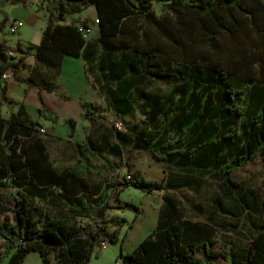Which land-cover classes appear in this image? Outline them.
Instances as JSON below:
<instances>
[{
  "label": "trees",
  "instance_id": "16d2710c",
  "mask_svg": "<svg viewBox=\"0 0 264 264\" xmlns=\"http://www.w3.org/2000/svg\"><path fill=\"white\" fill-rule=\"evenodd\" d=\"M155 3L165 9L158 13ZM42 4L51 21L40 45L30 46L35 63L28 77L21 75L20 66L29 53L18 46L19 57L13 58L8 54L11 49L0 46V74L12 73L26 85L27 95H36L28 102L36 97L41 117L61 115L60 101L71 100L55 91L64 59L83 56L95 62L90 66L92 84L98 85L107 109L120 117L131 115L134 92L144 102H153L149 120L133 128L135 150L150 154L167 167V174L177 168L211 176L216 169L218 176L228 175L226 184L242 187L230 174L259 156L264 159V0H42ZM90 7L97 11L101 32V48L93 52L82 31L89 30L88 22L66 23L68 15ZM148 26L156 41L141 48L142 37L132 33L140 34ZM174 63L183 69H174ZM200 81L202 90L197 93ZM155 83L174 85L173 97L164 103L152 100L144 89ZM245 91L247 100L237 103L242 98L234 95ZM47 94L58 96L59 102L48 106ZM27 106L21 104L9 118L0 116V199L11 205L0 209L8 213L0 219V264L7 257L8 264H24L31 253L40 254L43 264H89L103 242L115 243L128 224L110 214L134 207L121 199L122 189L134 187L152 195L169 187L165 180L136 172L123 182L112 180L113 185L101 182L100 192L92 191L87 178L97 174L95 167L80 155L58 170L49 160L47 142L37 137L42 125ZM80 106L97 133L95 139L85 140V148L123 160L130 136L90 117V110L101 109L99 101L80 100ZM65 123L74 137L77 119L70 117ZM169 126L175 131L173 140L166 137ZM6 189L15 192L7 197L1 193ZM136 209L139 217L142 210ZM120 258L124 264H264V221L242 254L218 238L211 224L184 218L176 200L164 195L155 229Z\"/></svg>",
  "mask_w": 264,
  "mask_h": 264
},
{
  "label": "rangeland",
  "instance_id": "374dc122",
  "mask_svg": "<svg viewBox=\"0 0 264 264\" xmlns=\"http://www.w3.org/2000/svg\"><path fill=\"white\" fill-rule=\"evenodd\" d=\"M20 1V0H19ZM27 0H21L26 2ZM137 2L138 0H133ZM28 3V1H27ZM37 3V4H36ZM36 9L40 12L43 10L42 0H36ZM158 13L164 10V6L160 3H155ZM73 15H68L67 19H72ZM94 18V24L96 23ZM133 25V23H132ZM29 28V25L25 29ZM143 33V35H142ZM142 33L134 31L132 36L139 35L142 37L140 47H145L151 41L155 42L154 29L150 26ZM90 34V33H89ZM87 40H89V35ZM1 46H5L2 44ZM6 47V46H5ZM174 69L182 70L179 63L173 64ZM13 76L9 79L11 80ZM188 80V79H187ZM187 80L183 81L180 86L183 87L187 84ZM203 82L200 81V86L197 93H201ZM174 85H166L155 83L147 88L145 92L151 97L152 100L157 99L161 103L166 102V99L173 97ZM249 92L245 91L243 94L236 93L234 96L242 99L237 100V103H242L247 100ZM88 100H99L102 107L99 111L90 110L89 115L96 119L97 124H104L105 127H113L115 123H122V131L130 136V140L126 143L125 158L118 160L104 154H95L85 148V140L88 137L95 139L97 133L88 120L85 119L86 110L81 112L69 113V116H76L78 119V135L77 140L72 144H68L63 140H56L50 135L48 128L45 126V119H43L36 109H30L31 115L42 125L45 132H39L37 137L45 139L47 142V154L50 162L60 171L68 167L75 159V157L82 155L86 157L91 165L96 169L97 174L91 175L87 178L92 191H99V184L113 185L112 180L123 182L124 179L136 172L144 175L148 179L165 180L169 187L167 192H155L152 195L145 194L139 189L130 187L122 189L121 199L134 205V207L127 206L124 209L111 210L110 214L114 217L125 218L128 222L127 226L122 228L121 235L117 238L115 243L104 241L101 249L97 251V257H94L89 264H124L122 258L119 257L120 246L119 241H122L127 234L128 239L136 237V241L142 242L148 237L153 229V212L155 208H159L162 204L164 195L173 197L179 205L182 215L188 220L202 221L213 219L219 227L218 238L231 242L237 251L246 254L250 240L252 239L258 227L264 221V159L259 156L255 161L246 164L242 168H237L230 178L241 185V188H233L226 184L225 179L228 175L223 174L218 176V170L212 169V175H203L199 172L182 171L177 168L170 169L168 174L165 172L167 168L150 154L142 151H137L133 148L131 142L133 135V128L143 121H148L150 112H154L155 108L153 102H144L138 92L133 94V113L126 117H120L115 114L110 108L107 109L105 105L104 96L96 89H94ZM11 109L0 107V116L9 118ZM61 115L67 116L63 108L59 111ZM157 114V118H158ZM42 118V119H41ZM53 126L65 124L63 117L51 115ZM43 124H42V123ZM159 122L155 125L158 126ZM156 126V127H157ZM154 127V126H153ZM161 127V126H160ZM159 127V128H160ZM175 131L173 127L169 126L166 129V137L173 140ZM15 192L14 189H6L2 191V195L10 197ZM6 205L0 199V209ZM142 210V214L138 217V210ZM7 209H11V205H6ZM7 212H0V219H4ZM151 224V225H150ZM150 225V226H149ZM141 229L143 230L141 233ZM114 228H110L109 232L113 233ZM106 247V248H104ZM117 250L119 252H117ZM215 251H219L218 247H214ZM119 253V254H118ZM3 255H0V257ZM199 256H202L199 254ZM224 262V261H222ZM9 257L3 263L8 264ZM24 264H43L40 254L31 253L27 256Z\"/></svg>",
  "mask_w": 264,
  "mask_h": 264
},
{
  "label": "crops",
  "instance_id": "0c3cea01",
  "mask_svg": "<svg viewBox=\"0 0 264 264\" xmlns=\"http://www.w3.org/2000/svg\"><path fill=\"white\" fill-rule=\"evenodd\" d=\"M27 1L23 3L21 2V0H0V46L4 44L11 50H16L17 47L20 46L23 50L29 53V56H27V58L20 66L21 75H23L24 77H28L30 75L31 69L35 63V58L33 56L34 50L30 49V46L40 45L44 30L51 21L50 15L42 7V12L36 9V7L34 6L37 4L36 0ZM74 16L75 17H73L72 19H67L66 23H79L82 21H87L89 24V52H93L96 47L101 48L99 43V39L101 37L100 27L94 24V18L97 17L96 9L94 7H90L81 13L74 14ZM15 20H22L25 24L21 33L18 35H12L11 33H9V26ZM27 25H29V28L25 29ZM89 52H87V56ZM92 65L94 66L95 62L90 61V59H86L83 56L78 58L67 56L64 59L60 76L55 86V91L58 94L70 97L71 100L67 102L60 101V103H62L64 111H66L67 116L59 115V117H63L64 119L76 117L73 115L69 116V113L81 112L83 110L80 106V100L86 103L99 101L88 100L90 93L94 89L100 92L98 85L95 86L92 84L94 80V70H90V66ZM95 73L99 74L97 70H95ZM32 96L36 95L32 93H29L27 95L26 85L17 81L14 77L11 80L0 84V107L9 108V110L11 109V113L17 112L21 104L23 103H27V105H29L27 106L28 108L36 109L38 111L40 104L36 100V97L34 101L30 103L28 102V99H30ZM46 97L48 106L50 105V102L55 101L58 103L60 100L59 97L54 94H47ZM47 113L50 114L49 111ZM44 121L46 124L45 126L48 128L50 135H52L54 139L63 140L68 144H75L78 135V119L77 130L74 137L70 136L71 128L66 123H62V125L59 126H53L52 118L51 120L45 119ZM159 208H155L152 210L153 212H151V215H153L154 219L153 225H149L151 230L155 229V227L157 226L159 218ZM202 223L211 224L219 231V227L213 219L207 220ZM142 231L143 230L141 229L140 233ZM128 237L129 234H127V236L122 239V241L118 242L120 246V254H130L140 244V242H138L139 240L136 241V237H133V239H128L127 241ZM117 252L119 251L117 250Z\"/></svg>",
  "mask_w": 264,
  "mask_h": 264
},
{
  "label": "built area",
  "instance_id": "2783aa9c",
  "mask_svg": "<svg viewBox=\"0 0 264 264\" xmlns=\"http://www.w3.org/2000/svg\"><path fill=\"white\" fill-rule=\"evenodd\" d=\"M39 1V0H37ZM96 23L98 24L99 23V20L96 19ZM24 22L22 20H15L13 21L10 26H9V33H11L12 35H18L21 33L23 27H24ZM83 31V34H84V37L87 39L88 38V35H89V30H82ZM8 54L9 56L13 57V58H18L19 57V54L18 52H16L15 50H9L8 51ZM12 77V73L10 72H7V73H3V74H0V84L1 83H5L7 82L10 78ZM115 126L118 130H122V123H115ZM39 132H42L44 133L45 132V129L43 127H40L39 128ZM128 179L131 178V176H127ZM106 248V247H104Z\"/></svg>",
  "mask_w": 264,
  "mask_h": 264
}]
</instances>
